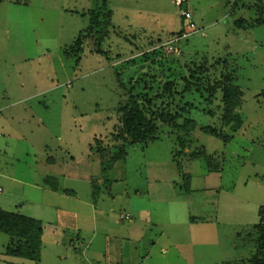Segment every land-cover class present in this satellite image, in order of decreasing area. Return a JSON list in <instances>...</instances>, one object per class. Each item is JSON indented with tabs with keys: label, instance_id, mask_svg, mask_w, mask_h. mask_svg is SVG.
<instances>
[{
	"label": "rangeland",
	"instance_id": "374dc122",
	"mask_svg": "<svg viewBox=\"0 0 264 264\" xmlns=\"http://www.w3.org/2000/svg\"><path fill=\"white\" fill-rule=\"evenodd\" d=\"M173 1L108 0L103 53L90 51L86 40L77 55H67L65 46L83 40L94 0H0V211L50 229L57 226L56 207L78 212V197L96 204L88 206L95 218L84 222L87 229L63 227L57 243L42 242L39 262L5 255L11 237L0 230V264H106L107 242L133 243L151 264H241L254 254L261 234L254 226L264 208V23L249 22L259 16L255 2L264 18V0H185L192 27ZM156 39L161 48H152L182 65L226 60L232 84L243 91L236 109L241 126L226 128L228 141L198 129L218 126V119L206 114L205 96L192 92L184 101L194 106L185 114L197 128L179 138L184 148L164 126L149 143H125L119 155L112 137L119 81L128 86L131 78L159 74L150 60L137 58L138 49ZM129 58L134 63H123ZM97 146L110 147V158L117 152L106 170L87 160L98 157ZM80 154L87 164L71 162ZM48 156L70 173L80 169L79 179H57L75 199L46 187L51 172L40 162ZM3 175L44 179L27 186Z\"/></svg>",
	"mask_w": 264,
	"mask_h": 264
},
{
	"label": "trees",
	"instance_id": "16d2710c",
	"mask_svg": "<svg viewBox=\"0 0 264 264\" xmlns=\"http://www.w3.org/2000/svg\"><path fill=\"white\" fill-rule=\"evenodd\" d=\"M254 6L259 16L249 23H264V18L261 16L262 5L255 2ZM88 15L89 22L83 33V40L78 38L69 46H65L64 54L77 55L82 50L83 41L86 40L92 42L90 51L103 53L101 43L109 34L112 15L108 1L94 0V6L88 9ZM241 21H243L241 17L236 19L238 25H241ZM184 34L181 31V35ZM156 44H159L161 48L160 39L150 40L147 46L140 47L137 58L140 57L143 63L150 60L159 69V74L150 73L148 79L144 80L142 77L131 78L128 86L123 81H119L122 91V97L117 105L119 124L112 133L113 140L119 142V155H124L125 143H149L158 137L160 129L164 126L169 128V132H176L175 141L182 148L185 140H179V138L197 128L194 119L185 114H188L190 108L194 106L188 100L184 101L186 94L192 92L205 96L208 106L206 114L213 116L217 113L218 119V126L199 125L198 129L224 142L228 141L231 135L226 132V128L229 127L232 132H235L241 126V115L236 109L241 103L243 91L232 84V77L226 70V60L219 58L211 63L203 60L198 64L187 62L182 65L177 62L178 60L175 63L173 58L164 56V52L160 49L152 48ZM120 58L121 55L117 54L116 60H121ZM130 62L134 63L131 58L123 61V63ZM117 74L119 76V73ZM141 81L143 85H140ZM150 83L157 84L156 90L150 87ZM137 89L140 90L137 91ZM97 148H99L97 152L102 169L106 170L107 167L103 165L113 163L114 159L118 158L117 152L110 158L111 156L107 154L110 147L97 146ZM199 152L203 150L192 151L188 157L194 159L201 154ZM106 156L109 158L105 159ZM186 178L188 180L189 176ZM53 188H57L55 183ZM259 214L260 220L254 226L261 230V234L257 237V247L254 254L241 264H264V208H260ZM0 230L11 237L9 244L4 248L5 255L34 262L40 261L43 232L40 220L18 213L0 211Z\"/></svg>",
	"mask_w": 264,
	"mask_h": 264
},
{
	"label": "crops",
	"instance_id": "0c3cea01",
	"mask_svg": "<svg viewBox=\"0 0 264 264\" xmlns=\"http://www.w3.org/2000/svg\"><path fill=\"white\" fill-rule=\"evenodd\" d=\"M108 1V0H107ZM186 10L191 12V18L189 19L190 21H192V17H193V13L192 10L188 7H185ZM181 20L185 21L187 19L183 18V16H181ZM193 22V21H192ZM37 94V93H35ZM35 94H31L30 96H34ZM29 97V96H28ZM26 97V98H28ZM24 99V98H23ZM16 102V101H13ZM11 103L10 105H14V103ZM9 106V104H8ZM7 107V106H6ZM88 162L89 163H93V164H99L100 162V157L98 154V157L96 158H90L88 157ZM71 162H75L76 164H80V162H84L85 164H87L86 158L84 154H80L78 155V157L73 156L72 155V160ZM42 164L43 167H47L49 172L46 174L45 178L47 181V188L52 192V193H58L60 191H62L65 195L68 196L69 199H75V197H73V195H68V194H73V193H68L66 194V188H60V185L58 184L57 179L61 178V176H65L68 177L70 176L73 179L76 178H80V169H78L77 171L75 170L74 172L70 173V169L68 168V165L66 164V166H64L62 161H58L56 162V160H54L53 158H51L50 156L45 158L44 162H40ZM82 165V164H81ZM3 177L10 179L11 181H16L22 184H25L27 186H37L40 182L42 181L44 178L43 177H37L34 178L32 181H26L22 178H17V177H10L8 175H3ZM48 178V179H47ZM54 181H56V185L57 188H53V184ZM49 182V184H48ZM39 186V185H38ZM78 200V205L75 206L74 208H78L80 211H76L75 209H61L59 207L55 208V211L57 212V226L56 227H51L50 229H48L45 225H43V232L41 235V242H53L55 241L57 243V240H61V230L63 227L66 228H78L80 227L81 229L84 228H88L87 224L85 226H83L84 222H87L88 218H95V215L92 217L91 213L88 210V206L93 207L94 205H96L95 203L93 204L92 202L87 201L86 199H80L79 197L77 198ZM88 199V198H87ZM73 201V200H71ZM89 203H92L89 204ZM96 211V209H95ZM110 218V217H109ZM98 219V218H96ZM111 220V218H110ZM116 223V222H115ZM114 224V223H113ZM127 236H130L129 233L127 234ZM137 241V239H131V243ZM108 247H105L104 249V256L106 257L105 259V263L106 264H151L149 261H147L141 254V250L139 252V249L137 247H134V244H130L131 247H126L123 248L121 246H118L117 243H106ZM89 249L88 247H86L85 250Z\"/></svg>",
	"mask_w": 264,
	"mask_h": 264
},
{
	"label": "built area",
	"instance_id": "2783aa9c",
	"mask_svg": "<svg viewBox=\"0 0 264 264\" xmlns=\"http://www.w3.org/2000/svg\"><path fill=\"white\" fill-rule=\"evenodd\" d=\"M185 0H174L173 3L175 4V6L178 7V13L183 16V18L189 20L191 18V12L186 10L185 8H182V3L184 2ZM189 25L190 27L193 26V22L189 20ZM185 35V34H184ZM175 40H177V38H173L169 41L170 42H174ZM162 45V44H161ZM170 49L172 48L171 45L168 46Z\"/></svg>",
	"mask_w": 264,
	"mask_h": 264
}]
</instances>
